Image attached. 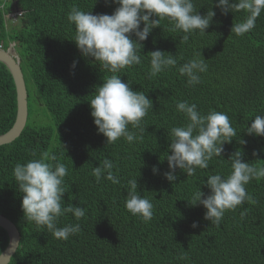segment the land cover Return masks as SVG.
Here are the masks:
<instances>
[{
    "label": "trees",
    "instance_id": "obj_1",
    "mask_svg": "<svg viewBox=\"0 0 264 264\" xmlns=\"http://www.w3.org/2000/svg\"><path fill=\"white\" fill-rule=\"evenodd\" d=\"M216 2L212 0L216 15L206 34L195 32L187 44L181 42L183 33L170 31L167 19L140 42L141 64L118 74L153 101L143 119L144 139L129 144L121 138L106 144L90 115L89 101L111 73L81 55L66 14L76 5L92 14L110 15L118 5L111 0H0V44L6 51L10 43L16 44L29 96L25 130L13 143L0 147V214L21 234L9 264H264V178L246 185L255 202L227 211L220 227L204 219L202 205L190 204L198 188L205 194L210 191L202 185L208 175L229 173L226 160L236 150L244 153V162L264 166V137L245 132L256 115H264V12L253 30L236 36L231 27L246 13L222 15ZM193 3L201 15L211 7V0ZM16 10L24 14L13 23L5 13ZM157 49L175 55L177 67L149 78L150 52ZM196 50L207 60L208 71L192 87L178 67ZM28 81L34 83L33 92ZM185 100L197 104L202 114L210 109L226 113L237 135L223 145L222 157H213L209 168H197L193 176L177 169L178 179L169 182L163 175L169 171L165 152L171 154L167 130L187 122L176 110V103ZM16 113L14 80L0 63V135L13 127ZM241 139L246 144H240ZM45 151L68 167L64 205L86 209L79 221L71 213L59 218L58 227L80 224L81 230L67 240L26 221L21 209L23 194L13 168L33 159V152L38 158ZM105 158L116 166L113 172L120 177L119 184L97 182L92 175L93 167ZM153 166L158 173H153ZM131 178H137L139 194L153 203L148 222L125 208ZM193 222L197 228L191 227ZM8 244V234L0 228V255Z\"/></svg>",
    "mask_w": 264,
    "mask_h": 264
},
{
    "label": "clouds",
    "instance_id": "obj_2",
    "mask_svg": "<svg viewBox=\"0 0 264 264\" xmlns=\"http://www.w3.org/2000/svg\"><path fill=\"white\" fill-rule=\"evenodd\" d=\"M111 3L118 6L110 15L92 14L91 11H83L73 5L66 16L69 24L74 26L72 41L81 55L92 58L101 69L111 73L95 87L89 101L90 115L98 134H103L106 144H114L121 138L133 144L144 139L146 128L143 126V119L149 110L153 109V101L144 91L133 90L132 84L128 81L123 82L118 73L141 64L139 52L143 45L140 42L146 41L153 29L160 27L162 20L167 19L170 22L172 25L170 31L183 33L180 37L181 42L187 44L195 32L206 34V29L213 23L216 12L213 11L212 0L211 7L205 15L199 13L193 0H111ZM215 7L222 15L230 12L246 13L242 21L231 27V33L243 36L255 28L257 19L264 12V0H217ZM11 44L7 51L21 65L17 46L15 54V51L10 50ZM0 46V50L6 51L2 44ZM206 61L201 50H196L190 59L178 67L181 76L187 77L188 86L194 87L202 82L201 74L208 71ZM76 63L74 61L72 64L73 69ZM149 63L148 75L151 78L177 67V58L170 52L157 49L150 52ZM176 110L187 122L167 130L171 137L168 145L171 154L165 152L164 159L167 160L169 171L163 175L169 182L178 179L175 174L177 169L188 176H193L197 168H209V162L213 157H222L223 145L231 143L233 137L237 135L236 129L224 112L210 109L206 114H202L197 104L189 103L187 100L178 101ZM129 125L132 130L129 129ZM245 132L250 136L264 137V115H256ZM239 143L243 145L246 141L241 139ZM243 155L241 150L229 155L226 160L230 162L228 174L217 173L207 176V180L202 182V185L210 190L207 194L200 188L192 194L190 204L202 205L206 209L204 219L210 221L211 225L220 227L227 211H235L245 202H255L247 192L246 185L252 180L264 178V166L244 162ZM253 155L257 154L253 152ZM32 156L33 159L25 163L18 162L13 168L15 184L23 194L21 209L24 218L34 223L38 229L46 228L54 238L67 240L81 230L80 224L58 227L59 218L71 213L79 221L86 215V209L72 203L64 205L65 177L68 175L66 164L61 163L54 154L47 151L41 153L38 158L35 152ZM115 167L110 159L105 158L99 166L93 167L92 175L97 182L104 179L119 184L120 177L113 172ZM152 171L156 174L159 170L153 166ZM127 185L126 210L144 222L150 221L153 217V203L137 191V178L129 179ZM244 215L245 213L241 212L242 219ZM191 227L197 228L198 223L193 222Z\"/></svg>",
    "mask_w": 264,
    "mask_h": 264
},
{
    "label": "water",
    "instance_id": "obj_3",
    "mask_svg": "<svg viewBox=\"0 0 264 264\" xmlns=\"http://www.w3.org/2000/svg\"><path fill=\"white\" fill-rule=\"evenodd\" d=\"M0 63H3L10 71L16 88L17 94V114L12 129L0 136V146L11 144L23 133L28 121V91L21 69L20 62L9 51L0 50ZM0 228L8 233L9 244L5 251L0 255V264H9L13 255L17 252L21 235L16 225L3 215H0Z\"/></svg>",
    "mask_w": 264,
    "mask_h": 264
},
{
    "label": "built area",
    "instance_id": "obj_4",
    "mask_svg": "<svg viewBox=\"0 0 264 264\" xmlns=\"http://www.w3.org/2000/svg\"><path fill=\"white\" fill-rule=\"evenodd\" d=\"M5 14H6V18H7V19H11L13 22L16 23V22L18 21V19H19L20 17H22V15H23L24 13L18 11V12H15V13H9V12H6ZM15 47H16V44H15V43H12L11 46H10V50H11V51H15ZM0 48H1V46H0Z\"/></svg>",
    "mask_w": 264,
    "mask_h": 264
},
{
    "label": "rangeland",
    "instance_id": "obj_5",
    "mask_svg": "<svg viewBox=\"0 0 264 264\" xmlns=\"http://www.w3.org/2000/svg\"><path fill=\"white\" fill-rule=\"evenodd\" d=\"M14 53L16 54L17 52L15 51ZM27 71H29V70H27ZM28 82H29V85H28L29 91L33 92V87L32 86H34V83L32 81H28Z\"/></svg>",
    "mask_w": 264,
    "mask_h": 264
},
{
    "label": "bare ground",
    "instance_id": "obj_6",
    "mask_svg": "<svg viewBox=\"0 0 264 264\" xmlns=\"http://www.w3.org/2000/svg\"><path fill=\"white\" fill-rule=\"evenodd\" d=\"M3 64V63H2ZM4 65V64H3ZM13 78V77H12ZM14 80V79H13ZM15 84V83H14Z\"/></svg>",
    "mask_w": 264,
    "mask_h": 264
}]
</instances>
